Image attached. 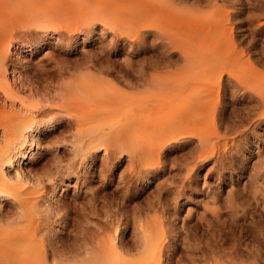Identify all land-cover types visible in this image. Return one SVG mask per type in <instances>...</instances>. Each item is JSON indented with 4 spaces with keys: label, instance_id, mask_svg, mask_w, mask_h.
Masks as SVG:
<instances>
[{
    "label": "bare ground",
    "instance_id": "1",
    "mask_svg": "<svg viewBox=\"0 0 264 264\" xmlns=\"http://www.w3.org/2000/svg\"><path fill=\"white\" fill-rule=\"evenodd\" d=\"M28 1V5L32 4L36 10L30 12L31 15L27 14L30 18L27 27L33 29L38 37L15 46L14 31L0 37V93L5 101L0 106V207L5 199L15 204L11 221L8 217H0V264H169L175 238H172L173 242L167 240L162 224L159 222L158 225L154 221L156 219L130 221V216L126 215L124 220L121 219V224L114 225L109 231L104 229V225L101 232L88 233L82 227L80 210L60 197L61 192L67 191L65 187L70 185V173H60L59 177L52 173L48 175L45 179L49 181L50 187H45L48 190H26L29 183L38 187L44 180L36 177L33 171L39 146L47 134L49 137L46 138L49 139L46 142L53 141V133H49L63 126L59 131L63 140L67 136L71 137L72 144H82L76 150L81 151L83 161L87 160L85 169L90 175L93 174L90 168L96 157L93 154L97 150L104 151L100 156L99 168L105 172L111 165V159L124 155L130 167L128 170L132 172L130 176L136 173L134 178L139 179L140 187H144L150 181L151 170L161 167L166 152L173 144L185 140L189 136L188 129L201 122L204 116L216 114L217 106L221 103L212 96L215 90L217 92L222 88L224 77L238 75L236 71L234 74L233 68L238 67L239 63L241 66L250 65L247 74V68L243 66L242 70L247 76L241 79L243 82L249 81L248 78L258 72L251 61L252 56L245 51L247 47L243 49V44L247 42L244 27L247 23L264 26V1ZM121 9L125 13L114 22V15ZM258 11L262 14L256 15ZM51 33L57 35H52L56 38V45L91 46L76 67L78 71L84 68L85 72L86 69V74L89 73L87 70H95L98 75L90 73L70 77L66 68L60 69L57 76L48 75L38 63L34 71L24 70L31 65L33 55L45 45L52 44L47 40V34ZM253 38L247 42V46L254 42ZM149 45L163 48L162 58L167 55V60H170L177 54L179 61L177 58V62L172 60L176 63L171 60L159 61L157 56L158 61H148L149 69L153 71L148 76H145L148 68L144 67L146 60L142 66L146 68L144 74L137 76L127 71V68H133L134 63L129 59V54L138 53ZM251 45L254 48L255 44ZM120 47L127 48L123 64L110 60L111 50ZM258 53L264 58V48ZM260 56L255 57L259 59ZM11 58L21 69H13L10 78L7 71L12 65ZM173 66L175 69L172 71L159 72ZM12 77L17 78L14 80ZM240 84L245 85V82ZM141 87L144 88L139 91ZM126 89L138 92L128 93ZM256 91L264 103V84ZM33 98H37L38 102H33ZM42 110L48 111L40 114V120H37L34 114ZM60 118L66 120L65 126H61ZM207 139L199 140L198 161L206 154L216 152L214 143L209 142L211 138ZM10 168L13 171H9ZM32 178L35 179L32 181ZM36 193H42L44 204L39 198L31 197ZM92 201L89 202L93 203L90 208L82 207L81 215L85 221H91L92 216L100 218L104 215L101 210L105 206ZM130 223L139 231L131 243L123 240L121 231V226L126 227ZM228 247L224 246L221 251L222 255L230 256L227 260H214L210 264H247L244 259L240 260L242 254L237 250H228ZM207 253L206 256H210ZM259 256L249 254L247 260L252 261L249 264H263ZM211 257L208 260H212Z\"/></svg>",
    "mask_w": 264,
    "mask_h": 264
},
{
    "label": "rangeland",
    "instance_id": "2",
    "mask_svg": "<svg viewBox=\"0 0 264 264\" xmlns=\"http://www.w3.org/2000/svg\"><path fill=\"white\" fill-rule=\"evenodd\" d=\"M27 2L29 1L27 0ZM27 2L24 0H0V4L2 3L0 6V37H6L11 31H14V46L21 42H31L37 36L33 29H28L27 27L29 25L28 19H30L27 14L31 15L30 12L32 13L36 10V7L32 4H29V6ZM123 13H125L123 9L118 11L114 15L113 21L117 22L118 19H121V14L123 16ZM257 13L258 15L262 14L259 11L255 14L257 15ZM250 16L253 15L251 14ZM262 22L264 23V16H262ZM256 26H251L250 23H247L244 27L247 42L254 37V42L252 41L253 43H251L255 44L254 48H252L251 44L247 46V42V44H243L245 48H243V45L241 47L244 50L247 47L245 51L252 56L251 61L252 63L254 62L253 64L258 72H255V75L253 74L254 77L248 78L249 81H244L245 85H241L240 83H244L241 79L244 76L247 77L242 69L250 65L241 66L239 63L240 66L237 65L238 67L233 68L235 69L234 74L237 72L238 75L229 78L228 76L224 77L222 88L217 90V92L215 90L212 96V98L215 96L213 98L215 100L219 99L221 103L217 106L216 114L204 116L200 120L201 122L196 124L197 126L195 125L191 130L188 129V132L186 131L190 137L188 136L185 140L183 139L173 144V147L166 152V158L162 160L161 167L151 170L150 181L144 187H140L139 179L136 180L134 178L136 173L130 176L132 172H129L130 167H128V162L126 161L127 156L124 155L111 159L110 164L112 166L110 165L109 169L106 168L108 173L105 174V170L103 171L99 168L101 165L100 156L103 155L104 151L97 150L93 154L96 157L94 156L95 161L92 164V168H90L93 174L90 175L85 169L87 160L83 161L81 151L76 150L82 144L77 143L75 145L73 142V145L71 137L69 139L66 136V139L63 140V135L59 133L63 129L62 125L65 126L66 123L65 119L60 118L62 127L49 133H53V141L46 142L49 139L46 138L49 137L48 134L46 135V139L44 138L42 145L39 146V154L33 164V171L36 177L44 179L43 183L38 187L29 183L26 190L34 188L37 191L46 190L50 187L49 181H45L48 175L52 173L53 175L55 174L54 176L59 177L60 173L62 175L70 173L72 178L69 182L70 185L65 187L67 191L61 192L62 195L60 193V197L71 205L75 204L80 210L78 212L81 216L80 221H83L82 227L84 226L88 233L91 234L94 231L97 233L104 225L106 227L104 229L109 231L114 225L121 224V219L124 220L126 215L130 216L131 220L128 217L130 221L136 219L138 222H144L156 219L154 221H157L158 225L162 224L168 236L167 240L173 242L172 238H175L172 249L173 254L169 264L172 262V264H176V262L177 264H206L211 256L214 259L211 257L213 261L208 260L209 263L207 262V264H210V261L213 263L214 260L224 262L230 256L222 255L221 251L224 246L228 247V245V250H237L243 256L240 260L244 259L247 264L249 262L252 263L251 260L249 262L247 260L249 254H257L258 256L260 254L264 262V103L260 101L256 93V88L258 90L264 84V58L258 53L261 48H264V41H262L264 39V26ZM52 35L54 37L57 36L52 33L47 34V40L52 42V44L45 45L38 53L33 55L30 62L31 65L24 70L32 72L36 68L35 64L38 63L39 67L48 75L57 76V72L63 68L69 69L70 77L71 75L72 77L85 75L87 73L86 69V73L83 72L84 68L78 71L79 68L76 66L82 62L83 54L92 47L89 45L82 47L80 44L70 47L56 45V38L54 39ZM248 47H251L252 51ZM140 50L138 53L129 54V59L135 64L133 63L132 69H126L137 76H139V73L140 75L144 74V70L147 67L149 71L145 70V73H147L145 76H148L149 72L153 73V71H150L152 68L149 69L150 64L148 61L153 63L156 62L157 58L159 61L164 62H169L170 60V62H175L176 58L179 61L177 54L173 55L174 59L167 60V55L162 58L163 48L161 47L149 45ZM254 50H256V54ZM164 52L166 54V51ZM126 54L127 48L112 49L110 60L123 64V58ZM25 55H28V53H25ZM160 56L162 59H160ZM255 56H260L262 60L259 57V59H256ZM144 60H146L147 64ZM10 62L12 65L8 67L7 75L11 78L13 75L12 70L16 69L19 71L21 67L14 61V58H11ZM144 62L146 64L144 67L146 66V68L142 67ZM174 69L175 66L171 69H162L163 71L159 72L164 74L166 71ZM248 70L247 68L246 74ZM87 71L89 73L86 75H90V73L98 75L95 70ZM236 76L237 78L234 79ZM16 78L12 77L14 80ZM227 79L229 80L227 81ZM113 81L115 80L113 79ZM143 88L141 87L139 91H142ZM254 91L255 93L253 94ZM127 92L136 93L138 90H127ZM3 98L0 93V106L5 103ZM33 100L35 103L38 102L37 98H33ZM44 111L48 110H42L37 112L39 114H34L38 117L37 120H40V114L47 113ZM204 118L206 119L204 120ZM66 135L69 136L70 133H66ZM207 136L211 138L209 142L212 141V144L214 143L216 152L215 154H206L198 161L199 142L205 140V138L208 140ZM196 162L198 163L195 164ZM126 169L129 170L127 171ZM187 169L192 170L188 171ZM9 171H13V169L10 168ZM103 174L105 177H102L104 176ZM119 177H122V179L125 177L126 179L123 181ZM34 179L32 178V181ZM120 180L126 184L123 185L124 183ZM42 196V193H36L31 197L39 198L41 204H44ZM101 198H104V200ZM92 200H96V203L105 206L101 210L104 215L100 216V218L92 216L91 221H85V218H82L81 215L82 207L90 208L93 203L89 202ZM1 202L0 217H8L11 221L15 213V204L6 199ZM121 211H124V213ZM52 218L50 223L53 222ZM116 218L118 221H116ZM133 226L132 223L126 227L121 226L123 227L121 228L123 240L125 239V241L130 243L131 240L132 242L135 241V237L139 233L138 229ZM211 227L213 229H210ZM234 245L238 246L235 247ZM207 252L210 254L208 257L206 256Z\"/></svg>",
    "mask_w": 264,
    "mask_h": 264
}]
</instances>
